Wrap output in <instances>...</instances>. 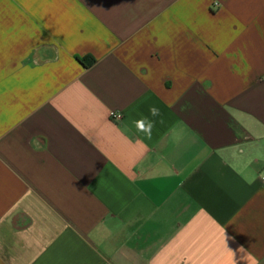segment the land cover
Instances as JSON below:
<instances>
[{"label": "crops", "instance_id": "1", "mask_svg": "<svg viewBox=\"0 0 264 264\" xmlns=\"http://www.w3.org/2000/svg\"><path fill=\"white\" fill-rule=\"evenodd\" d=\"M263 171L264 0H0V264H264Z\"/></svg>", "mask_w": 264, "mask_h": 264}, {"label": "clouds", "instance_id": "2", "mask_svg": "<svg viewBox=\"0 0 264 264\" xmlns=\"http://www.w3.org/2000/svg\"><path fill=\"white\" fill-rule=\"evenodd\" d=\"M149 114L152 117H157L160 115V109L157 108L156 106H150L149 109ZM133 125L138 133H143V135L150 139L152 136V130L155 125V121L149 119L147 116H141L139 119L134 120ZM241 253H244V259H246L247 264L250 261V264H260L259 260H257L255 257L251 256L250 253L247 252V250L243 249L242 247L239 249ZM233 253V252H232ZM234 257V253H233Z\"/></svg>", "mask_w": 264, "mask_h": 264}, {"label": "built area", "instance_id": "3", "mask_svg": "<svg viewBox=\"0 0 264 264\" xmlns=\"http://www.w3.org/2000/svg\"><path fill=\"white\" fill-rule=\"evenodd\" d=\"M111 116H112L113 118H121L122 114L119 113V112H114V111H112V112H111ZM262 179L264 180V171H263V174H262Z\"/></svg>", "mask_w": 264, "mask_h": 264}, {"label": "trees", "instance_id": "4", "mask_svg": "<svg viewBox=\"0 0 264 264\" xmlns=\"http://www.w3.org/2000/svg\"><path fill=\"white\" fill-rule=\"evenodd\" d=\"M94 61V59H92L91 61H89L88 63H86L87 65L91 64Z\"/></svg>", "mask_w": 264, "mask_h": 264}]
</instances>
